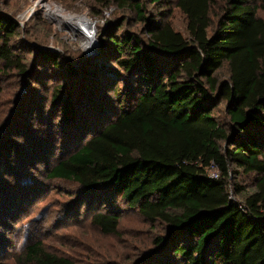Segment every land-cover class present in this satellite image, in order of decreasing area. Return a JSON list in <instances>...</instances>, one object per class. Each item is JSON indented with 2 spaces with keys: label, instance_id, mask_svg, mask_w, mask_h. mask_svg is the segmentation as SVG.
Instances as JSON below:
<instances>
[{
  "label": "trees",
  "instance_id": "1",
  "mask_svg": "<svg viewBox=\"0 0 264 264\" xmlns=\"http://www.w3.org/2000/svg\"><path fill=\"white\" fill-rule=\"evenodd\" d=\"M116 1L142 11V0ZM221 1L213 31L211 11ZM176 5L188 19L191 41L164 20L151 23L147 42L114 35L109 43L120 55L114 76L85 80L83 65L66 66L42 52L70 82L54 91L47 109L31 89L40 72L28 79L21 112L0 142L1 227L21 209L15 181L45 164L50 180L78 186V204L102 234L118 236L121 205L163 223L167 234L153 243L157 264H264V20L251 0ZM15 26L0 15V62L16 65L25 78L30 73L10 46ZM225 64L228 81L218 77ZM222 104L224 121L216 115ZM54 152L62 158L57 163L49 160ZM241 174L256 178L255 190L237 184L243 196L237 201L229 185ZM7 243L0 236V257ZM14 264L70 262L37 241L24 245Z\"/></svg>",
  "mask_w": 264,
  "mask_h": 264
},
{
  "label": "rangeland",
  "instance_id": "2",
  "mask_svg": "<svg viewBox=\"0 0 264 264\" xmlns=\"http://www.w3.org/2000/svg\"><path fill=\"white\" fill-rule=\"evenodd\" d=\"M142 1V11L138 13L130 3L116 0H0V15L13 21L17 29L10 43L12 54L17 56L30 75L33 73L23 78L16 65L6 68L0 62V87L3 91L0 142L4 138L6 140L9 126L21 112L18 107L24 91L31 86L29 78H35L40 72V79L31 89L36 93L37 101H43L47 109L54 91L70 82L68 75L65 79V71L44 62V50L57 55L66 66L83 65L81 68L87 69L84 79L91 80L95 75L100 78L114 76L119 70L115 62L120 55L109 43L114 35L120 39L130 34L147 42L151 23H162L164 20L187 41H191L188 19L177 7V0H166L156 5H152L151 0ZM251 1L258 8V17L264 20L262 0ZM39 4L41 7H38ZM224 8L223 1L212 8L213 31ZM78 20H87L94 25L92 42L89 43L76 26ZM218 77L229 80L227 64L219 71ZM124 85L125 81L119 83L120 88ZM216 115L225 120V104L216 110ZM45 124L41 128L48 130V124ZM19 142L22 143V140ZM56 152L49 158L50 162L57 163L62 159ZM210 173L213 177L219 175L216 169ZM17 180L13 183L17 187L15 197L19 200L22 196L24 198L20 203L21 209H17V216L3 219L5 228L0 224V236L8 241V248L0 261L14 264L15 256L21 253L24 245L37 241H42L49 253L67 259L70 264H157L160 260V253L153 243L156 238L167 234L163 223L152 224L136 210L121 205L118 236L104 235L92 224L90 211L79 206L78 186L67 181L50 180L45 164L36 166L27 178ZM255 180L253 175L233 176L229 192L240 201L243 196L235 191L236 185L242 186L248 193L253 192Z\"/></svg>",
  "mask_w": 264,
  "mask_h": 264
},
{
  "label": "bare ground",
  "instance_id": "3",
  "mask_svg": "<svg viewBox=\"0 0 264 264\" xmlns=\"http://www.w3.org/2000/svg\"><path fill=\"white\" fill-rule=\"evenodd\" d=\"M38 7H41L40 4L38 5ZM76 26L78 27L80 32L82 31L84 33V36L86 40L89 41V43L93 41V32L95 29L92 23L87 20H78L76 22Z\"/></svg>",
  "mask_w": 264,
  "mask_h": 264
},
{
  "label": "water",
  "instance_id": "4",
  "mask_svg": "<svg viewBox=\"0 0 264 264\" xmlns=\"http://www.w3.org/2000/svg\"><path fill=\"white\" fill-rule=\"evenodd\" d=\"M9 121V120H8ZM1 130V129H0ZM2 130H3V128H2ZM1 133V132H0Z\"/></svg>",
  "mask_w": 264,
  "mask_h": 264
}]
</instances>
